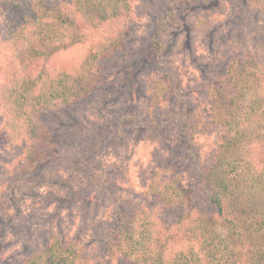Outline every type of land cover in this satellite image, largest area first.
Segmentation results:
<instances>
[{
    "label": "trees",
    "instance_id": "1",
    "mask_svg": "<svg viewBox=\"0 0 264 264\" xmlns=\"http://www.w3.org/2000/svg\"><path fill=\"white\" fill-rule=\"evenodd\" d=\"M224 3L165 0L145 48L146 62L162 73L145 81V113L127 104L104 138L118 143L132 131H149L162 141L173 119L166 107L172 104L178 141L200 194L187 189L174 166L162 164L147 173L144 185L162 213L139 207L123 215V198L117 195L122 176L104 186L89 174L90 197L110 202L117 215V224L103 226L100 234L109 259L131 264H264V64L238 41H227L220 48L226 56L216 55L223 71L208 80L203 93L205 106L184 99L179 80L160 64L161 39L176 25L182 5L221 8ZM245 4L264 17V0ZM217 8L206 19L199 16L196 27L213 29ZM133 23L134 0H0V146L20 148L16 169L7 174L10 182L59 160L57 114L119 85L104 74L103 62L129 54L138 37L132 33ZM86 41L90 45L79 62L60 67L53 63L57 55ZM46 113L53 115L46 118ZM213 131L218 137L208 146L206 161L199 141ZM6 183L0 185L3 211ZM172 210L179 213L166 219L163 213ZM87 256L74 240L56 233L44 248L16 264H89Z\"/></svg>",
    "mask_w": 264,
    "mask_h": 264
},
{
    "label": "rangeland",
    "instance_id": "2",
    "mask_svg": "<svg viewBox=\"0 0 264 264\" xmlns=\"http://www.w3.org/2000/svg\"><path fill=\"white\" fill-rule=\"evenodd\" d=\"M226 2L221 8L216 4L182 5L176 13V25L167 28L161 39L160 64L166 67L168 75L179 80L184 91L182 97L192 105L205 106L203 93L208 80L223 71L216 55L224 54L220 48L227 41H238L241 48L264 64V17L257 10L247 8L245 0ZM164 5L165 0H134L132 33L138 37L131 44L129 54L103 62L102 67L104 74L111 75L119 85L109 93L95 95L57 114L55 119L60 128L55 142L61 156L57 162L10 182L7 174L16 169L14 160L20 148L0 146V185L6 181L8 186L7 207L4 211L0 209V264H16L38 252L56 233L74 240L88 254L89 264H131L104 255L101 230L117 224V215L110 202L95 194L90 197L89 174L104 186L122 176V190L117 195L123 198V215L139 207L162 213L157 199L147 195L144 188L147 173L162 164L174 166L187 189L200 194L178 141L179 122L172 104H166V113L173 119L162 141L149 131H132L118 143L104 139L113 132L114 118L127 104L136 107L140 115L145 113V81L147 77L162 74L160 68L144 59L145 48ZM216 8L213 29L196 27V19L202 16L206 19ZM89 45L86 41L60 53L53 63L58 67L75 64ZM44 115L49 118L53 114ZM217 137L218 132L213 131L209 139L199 141L204 160H209L208 146ZM199 206L205 208L201 202ZM165 213L163 216L170 220L179 210Z\"/></svg>",
    "mask_w": 264,
    "mask_h": 264
}]
</instances>
